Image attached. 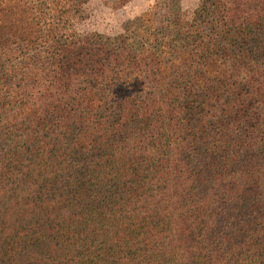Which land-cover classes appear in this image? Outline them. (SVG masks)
Masks as SVG:
<instances>
[{
  "label": "trees",
  "instance_id": "1",
  "mask_svg": "<svg viewBox=\"0 0 264 264\" xmlns=\"http://www.w3.org/2000/svg\"><path fill=\"white\" fill-rule=\"evenodd\" d=\"M74 1L0 0V264H264V0Z\"/></svg>",
  "mask_w": 264,
  "mask_h": 264
},
{
  "label": "rangeland",
  "instance_id": "2",
  "mask_svg": "<svg viewBox=\"0 0 264 264\" xmlns=\"http://www.w3.org/2000/svg\"><path fill=\"white\" fill-rule=\"evenodd\" d=\"M201 0H75L74 27L82 34L102 39L124 32L138 16L151 18L163 30L175 27L183 10H192Z\"/></svg>",
  "mask_w": 264,
  "mask_h": 264
}]
</instances>
